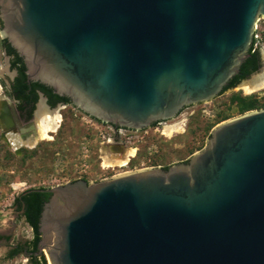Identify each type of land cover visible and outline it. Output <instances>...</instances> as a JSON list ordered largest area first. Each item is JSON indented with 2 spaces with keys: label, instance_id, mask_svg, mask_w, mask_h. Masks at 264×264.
Segmentation results:
<instances>
[{
  "label": "water",
  "instance_id": "water-1",
  "mask_svg": "<svg viewBox=\"0 0 264 264\" xmlns=\"http://www.w3.org/2000/svg\"><path fill=\"white\" fill-rule=\"evenodd\" d=\"M259 17L264 0H0V38L28 81L138 131L215 97ZM9 115L0 93V141L18 155ZM203 144L166 167L43 189L32 254L48 264H264V108L217 123Z\"/></svg>",
  "mask_w": 264,
  "mask_h": 264
},
{
  "label": "rangeland",
  "instance_id": "rangeland-1",
  "mask_svg": "<svg viewBox=\"0 0 264 264\" xmlns=\"http://www.w3.org/2000/svg\"><path fill=\"white\" fill-rule=\"evenodd\" d=\"M256 25L258 69L210 100L181 108L172 119L127 133L132 137L126 147L134 152L122 166H102L100 145L109 134L106 124L89 119L69 105L55 108L59 121L48 139L35 141L31 147L21 146L18 155L0 141V264H29L22 254L5 257L11 246L27 242L31 237L19 211L11 204L12 198L21 191L48 189L77 178L85 182L98 181L141 168L181 162L203 147L204 138L217 123L264 108V87L251 93L239 88L241 82L264 70V19L259 17ZM10 75L7 58L0 50L3 83ZM0 90L3 91L1 83ZM233 93L252 98L259 108L237 113L234 103L228 100ZM175 123L181 125V131L169 137L161 134L164 126ZM44 262L48 264L45 258Z\"/></svg>",
  "mask_w": 264,
  "mask_h": 264
},
{
  "label": "trees",
  "instance_id": "trees-1",
  "mask_svg": "<svg viewBox=\"0 0 264 264\" xmlns=\"http://www.w3.org/2000/svg\"><path fill=\"white\" fill-rule=\"evenodd\" d=\"M0 44L4 54L10 56L9 67L15 70V77L13 78L12 84L10 85V92L16 99H18L19 102L26 100L32 104L36 98L35 91H38L46 97V103L50 107L53 106V104L57 101L68 103L66 98L53 95L50 92V89L43 85L38 83L26 84L24 81L23 66L21 64L20 58L14 53L8 44L5 43L3 39L1 40ZM250 50L251 46L249 45L246 51V57L239 64L237 73L227 80L225 85L220 89L219 93L226 89L232 88L239 81L245 79L249 74L255 72L258 69V51L257 49H253L252 51ZM228 100L229 102L234 103L237 113L259 108L252 98L241 96L238 93L231 94ZM42 190L43 188L39 187L28 188L21 191L12 198L11 204L16 211H19L22 221L30 230L31 237L27 242L21 244L16 243L11 246L5 254L6 258H12L17 254H24L29 264H45L44 258L41 254H32L35 252V246L38 240V233L36 231L38 212L42 202L48 197V193L43 192Z\"/></svg>",
  "mask_w": 264,
  "mask_h": 264
},
{
  "label": "flooded vegetation",
  "instance_id": "flooded-vegetation-1",
  "mask_svg": "<svg viewBox=\"0 0 264 264\" xmlns=\"http://www.w3.org/2000/svg\"><path fill=\"white\" fill-rule=\"evenodd\" d=\"M2 38H0V42H1ZM4 40V39H3ZM5 41V40H4ZM5 43H7L5 41ZM9 46V45H8ZM10 47V46H9ZM0 50L2 52V54L7 58V69L8 71H11V75L10 77H6V83H3L2 79L0 78V83L2 84V87H3V91L0 90V93L2 94V96L9 102L11 103L12 105V108H13V112H14V116L13 117L12 115H9L8 118L6 117V119L9 120L11 126L10 128L11 129H14L17 131L19 130V135L18 136L19 138H26V137H29V136H33L35 135V131H34V127H33V119H34V115H35V111H36V108H37V104L39 102H41L43 105V107L49 111L51 110H55L56 107H60V106H64V105H69L68 103H62V102H55L53 104V106H48L47 103H46V97L44 95H42L40 92L38 91H35V95H36V98H35V101L30 104L29 101H26V100H23V101H18V99H16L14 97L13 94H11L10 92V85L12 84V81H13V78L15 77V70L10 68L9 67V62H10V56L8 55H5L2 48H1V44H0ZM15 53V52H14ZM21 61V60H20ZM22 64V63H21ZM23 66V65H22ZM24 70V69H23ZM24 75V74H23ZM24 81L26 84L28 83H37V82H33V81H28L26 78H25V75H24ZM240 82V81H239ZM39 84V83H38ZM41 85V84H40ZM27 92V91H26ZM50 92L57 96L56 94H54L51 90ZM27 94V93H25ZM57 97H60V96H57ZM64 98V97H63ZM70 106V105H69ZM72 107V106H71ZM81 113V112H80ZM84 115V114H83ZM86 116V115H85ZM88 117V116H87ZM89 118V117H88ZM89 119H92V118H89ZM93 121H96L94 119H92ZM98 122V121H97ZM101 124H105V123H102V122H99ZM158 122H153L152 124L150 125H154V124H157ZM108 125V124H106ZM111 126V125H109ZM31 127H33V130L31 129ZM57 127V126H56ZM111 127H114V126H111ZM56 129V128H55ZM54 132V131H53ZM52 133V132H51ZM23 135V136H21ZM34 143V142H33ZM33 143L28 146L26 144H23L22 146H25V147H31L33 145ZM116 144V145H115ZM118 143H112V142H109V141H104L103 143H101L100 145V152H105V153H108L109 155H121L124 151V149L126 147H123L122 145L118 144L120 147H117ZM5 146V145H4ZM21 147V146H20ZM19 147V148H20ZM24 255V254H23Z\"/></svg>",
  "mask_w": 264,
  "mask_h": 264
},
{
  "label": "bare ground",
  "instance_id": "bare-ground-1",
  "mask_svg": "<svg viewBox=\"0 0 264 264\" xmlns=\"http://www.w3.org/2000/svg\"><path fill=\"white\" fill-rule=\"evenodd\" d=\"M264 87V70L251 77L249 80L241 82L239 88L242 89L245 93H251L257 89ZM39 102L35 111L33 119V127L35 135L29 136L27 138L17 137V142L20 146L26 144L29 146L30 143H33L38 140L48 139V134L53 132L59 121V115L55 110H47ZM181 131V125L179 123L169 124L163 127L161 134L165 137H169L173 133ZM134 150L130 148H125L121 155L101 152V160L103 167H114L122 166L126 163L129 157L133 155Z\"/></svg>",
  "mask_w": 264,
  "mask_h": 264
},
{
  "label": "built area",
  "instance_id": "built-area-1",
  "mask_svg": "<svg viewBox=\"0 0 264 264\" xmlns=\"http://www.w3.org/2000/svg\"><path fill=\"white\" fill-rule=\"evenodd\" d=\"M258 21V18L255 20L254 24H253V30H252V34H251V42H250V46H251V50L256 49V39H257V34L255 33L256 31V23ZM158 124V123H157ZM107 130L109 131V134H106L107 137L106 139H104V141H109L112 143H118L120 145H122L123 147H126L127 143H129V139L132 137L130 135H127V133L131 132L132 130H127V129H123V128H118V127H111L109 125H106ZM129 148V147H126Z\"/></svg>",
  "mask_w": 264,
  "mask_h": 264
}]
</instances>
